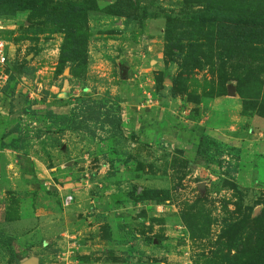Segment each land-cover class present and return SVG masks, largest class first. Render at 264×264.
Returning a JSON list of instances; mask_svg holds the SVG:
<instances>
[{"label":"rangeland","instance_id":"374dc122","mask_svg":"<svg viewBox=\"0 0 264 264\" xmlns=\"http://www.w3.org/2000/svg\"><path fill=\"white\" fill-rule=\"evenodd\" d=\"M0 17V264H264V0ZM100 100L120 131L74 129Z\"/></svg>","mask_w":264,"mask_h":264},{"label":"trees","instance_id":"16d2710c","mask_svg":"<svg viewBox=\"0 0 264 264\" xmlns=\"http://www.w3.org/2000/svg\"><path fill=\"white\" fill-rule=\"evenodd\" d=\"M70 120L74 129L88 130V124L95 122L109 126L113 134L120 131L122 124L121 115L104 100L81 102Z\"/></svg>","mask_w":264,"mask_h":264},{"label":"built area","instance_id":"2783aa9c","mask_svg":"<svg viewBox=\"0 0 264 264\" xmlns=\"http://www.w3.org/2000/svg\"><path fill=\"white\" fill-rule=\"evenodd\" d=\"M3 20L0 17V27L2 26ZM9 48H8V42L0 35V93H1V87L6 84V81L8 79L9 73L8 66H9ZM1 97V96H0ZM66 239L70 240V242L75 243V239L72 236H65Z\"/></svg>","mask_w":264,"mask_h":264}]
</instances>
